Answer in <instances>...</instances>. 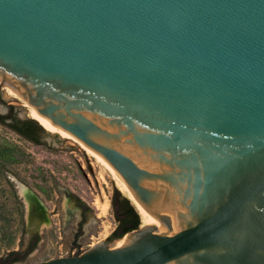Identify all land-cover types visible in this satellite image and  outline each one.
<instances>
[{"label":"water","instance_id":"1","mask_svg":"<svg viewBox=\"0 0 264 264\" xmlns=\"http://www.w3.org/2000/svg\"><path fill=\"white\" fill-rule=\"evenodd\" d=\"M0 77L153 225L32 264H264V0H0Z\"/></svg>","mask_w":264,"mask_h":264},{"label":"rangeland","instance_id":"2","mask_svg":"<svg viewBox=\"0 0 264 264\" xmlns=\"http://www.w3.org/2000/svg\"><path fill=\"white\" fill-rule=\"evenodd\" d=\"M2 85L0 100L7 105L0 102V112L8 113L11 107L16 117L31 118L26 100L12 95L5 98ZM43 131L39 142L33 143L0 124V257L9 250L23 251L34 241L33 250L12 264L67 256L73 250L81 252L102 242L111 245L123 239V244L125 235L110 238L117 225L112 197L119 191L129 198L127 193L107 165L88 153L76 138H59L55 142L58 144L50 143ZM12 180L18 184L17 189ZM19 184L45 205L47 228L37 229L28 221L30 216Z\"/></svg>","mask_w":264,"mask_h":264},{"label":"trees","instance_id":"3","mask_svg":"<svg viewBox=\"0 0 264 264\" xmlns=\"http://www.w3.org/2000/svg\"><path fill=\"white\" fill-rule=\"evenodd\" d=\"M0 124L8 126L14 132L23 138L33 142H39V135L43 131L40 123L34 118L20 119L10 111L8 113L0 112ZM115 205V217L117 225L112 231L110 238L121 237L124 233L136 229L141 224V218L135 204L129 198L122 196L116 191L112 197ZM35 247V242L29 244L23 251L9 250L5 257H0V264H12L24 259Z\"/></svg>","mask_w":264,"mask_h":264},{"label":"bare ground","instance_id":"4","mask_svg":"<svg viewBox=\"0 0 264 264\" xmlns=\"http://www.w3.org/2000/svg\"><path fill=\"white\" fill-rule=\"evenodd\" d=\"M1 78V77H0ZM2 88H5V93H4V97L8 98L9 96H22L21 94H19L18 92H16L14 90V88L7 83H3ZM23 97V96H22ZM24 98V97H23ZM25 99V98H24ZM26 100V99H25ZM26 106H28V111H29V116L31 118L36 119L44 128H46L51 134L58 136L59 138H76L78 140V142L81 144V146L91 155H93L97 160L101 161L102 163L106 164L107 167L109 168L110 172L113 174L114 178L117 180L118 184L120 185V187L127 193L128 197L133 201V203L135 204L136 208L138 209L141 219H142V225L141 226H145V225H150L153 227L148 215L146 214L144 208L141 206V204L138 202V200L135 198L134 194L132 193L131 189L128 187V185L126 184V182L124 181L123 177L116 171V169L104 158L102 157L99 153H97L96 151H94L92 148H90L88 145H86L84 142H82L81 140H79L77 137H75L73 134H71L70 132H68L67 130L61 128L60 126L52 123L50 120H48L45 116L41 115L35 108L31 107L27 100L25 103ZM20 186V194L21 196L24 198L25 202H26V208L27 211L29 213L28 216H30V219L28 221L31 220V222L34 224L35 223V227L37 229H44L47 228L49 225V217L48 214L46 212V207L45 205L40 201V199L31 191L29 190L27 187H25L24 185L19 184ZM121 189V190H122ZM29 194V195H28ZM32 196L33 198L36 199L37 202V208H39L38 206H40V209L42 210L43 213V217L40 221L36 222L34 221L35 216L33 214H38V210H33V212H31L32 210H30V204L28 201V198ZM41 213V215H42ZM38 223V224H37ZM32 225V224H29ZM126 238V237H125ZM123 239L117 240V241H113V243L111 244L112 247H115L116 245H118L119 243L122 244Z\"/></svg>","mask_w":264,"mask_h":264},{"label":"flooded vegetation","instance_id":"5","mask_svg":"<svg viewBox=\"0 0 264 264\" xmlns=\"http://www.w3.org/2000/svg\"><path fill=\"white\" fill-rule=\"evenodd\" d=\"M26 209V208H25ZM44 216V215H43ZM34 221H36V222H38L37 221V219L35 218L34 219ZM35 224V223H34ZM38 224V223H37ZM35 242V245H36V241H34ZM33 243V242H32ZM82 252V251H81ZM78 253H80L79 251H76V252H74V250L71 252V254L70 255H74V254H78Z\"/></svg>","mask_w":264,"mask_h":264}]
</instances>
